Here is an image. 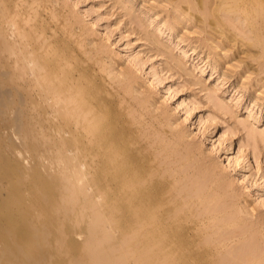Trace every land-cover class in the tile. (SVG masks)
Listing matches in <instances>:
<instances>
[{"label":"rangeland","instance_id":"obj_1","mask_svg":"<svg viewBox=\"0 0 264 264\" xmlns=\"http://www.w3.org/2000/svg\"><path fill=\"white\" fill-rule=\"evenodd\" d=\"M217 1L0 0V41L86 75L169 214L216 258L264 264V0ZM58 226L44 264H99L97 238ZM109 234L97 244L132 260Z\"/></svg>","mask_w":264,"mask_h":264},{"label":"bare ground","instance_id":"obj_2","mask_svg":"<svg viewBox=\"0 0 264 264\" xmlns=\"http://www.w3.org/2000/svg\"><path fill=\"white\" fill-rule=\"evenodd\" d=\"M34 52L0 41V264H44L54 222L78 223L63 235L72 229L97 238L86 246L99 264L136 263V256L140 264L251 261L216 258L219 245L199 244L190 225L169 214L163 191L119 137L96 84L72 69L58 74L57 62ZM55 208L63 209L56 221ZM110 230L128 235L132 260L121 249L115 262L112 244H97L109 242Z\"/></svg>","mask_w":264,"mask_h":264}]
</instances>
